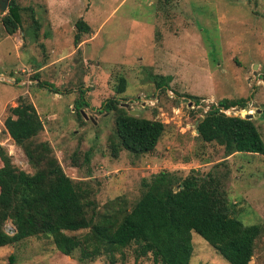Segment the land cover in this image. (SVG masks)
<instances>
[{
  "label": "rangeland",
  "instance_id": "374dc122",
  "mask_svg": "<svg viewBox=\"0 0 264 264\" xmlns=\"http://www.w3.org/2000/svg\"><path fill=\"white\" fill-rule=\"evenodd\" d=\"M15 2L22 8L20 29L7 36L0 24V147L12 165L33 173L2 128L6 109L22 97L42 123L37 140L49 144L69 179L85 183L88 213H107L117 200L129 209L141 181L160 171L179 178L210 176L232 216L244 226L260 227L248 264H264V156H225L222 147L200 141L195 133L210 105L248 99L252 106L237 112L232 107L226 116L238 113L242 118L247 110L264 144V0ZM5 12L0 10V18ZM31 12L39 24L35 35ZM79 18L90 33L74 45L73 23ZM146 73L168 76L169 90L158 93ZM116 75L126 82L118 96L113 91ZM80 90L82 119L73 110ZM187 96L197 98L198 105H188ZM113 97L139 117L165 125L150 153L133 156L121 150L110 156L107 137L113 117L101 104ZM84 153L87 164L81 163ZM4 232L12 234L8 222ZM190 235L189 264H227L199 236ZM0 264L78 263L60 254L49 238L37 236L0 247ZM85 264L153 263L149 257L134 259L129 246L123 255L113 256V263L101 256Z\"/></svg>",
  "mask_w": 264,
  "mask_h": 264
},
{
  "label": "trees",
  "instance_id": "16d2710c",
  "mask_svg": "<svg viewBox=\"0 0 264 264\" xmlns=\"http://www.w3.org/2000/svg\"><path fill=\"white\" fill-rule=\"evenodd\" d=\"M157 1L168 4L172 0ZM21 10L15 0L8 1L0 18L7 35L20 29ZM28 18L35 35L39 24L32 12ZM73 30L74 45L90 33L89 26L80 18L73 23ZM145 76L158 93L169 90L168 76ZM125 88L124 77L116 75L114 94L121 95ZM82 96L80 90L73 105L79 119L83 117L79 110L85 105ZM185 98L198 105L197 98ZM247 102L248 99L221 100L210 105L196 125V137L222 147L225 156H264V144L253 121L219 111L230 107L243 109ZM101 107L113 117L112 131L107 137L111 157H117L121 150L133 156L154 150L164 124L129 115L116 97L105 100ZM2 128L20 148L33 173L14 167L0 147V247L44 236L60 254L73 257L78 264L93 262L101 256L113 263V256L123 255V249L129 246L134 259L149 257L153 264H189L193 232L227 264L249 263L260 227L244 226L232 216L219 185L210 176L205 179L191 173L179 178L160 171L141 181L140 194L129 209L117 200L109 212L96 215L93 211L88 213L91 202L86 201L89 191L85 183L69 179L49 144L37 140L42 123L30 103L19 97L14 107L6 109ZM88 160L89 155L84 153L81 163L87 164ZM70 162L78 166L76 152L70 155ZM6 222L11 225L12 234L4 232Z\"/></svg>",
  "mask_w": 264,
  "mask_h": 264
},
{
  "label": "water",
  "instance_id": "95a60500",
  "mask_svg": "<svg viewBox=\"0 0 264 264\" xmlns=\"http://www.w3.org/2000/svg\"><path fill=\"white\" fill-rule=\"evenodd\" d=\"M8 1L9 0H0V10L1 11H6L7 10ZM188 105H191V102H188ZM120 107L121 108H124L129 115H131V116H138V112L137 111H132L130 109V107L128 106L127 103H121L120 104ZM234 111H238V109L236 107H234ZM251 118H252V115L251 114H245V115H243V119H245V120H250ZM200 120H201V118L199 119V121ZM195 133H197V130L195 131ZM11 233H13V230H12Z\"/></svg>",
  "mask_w": 264,
  "mask_h": 264
},
{
  "label": "built area",
  "instance_id": "2783aa9c",
  "mask_svg": "<svg viewBox=\"0 0 264 264\" xmlns=\"http://www.w3.org/2000/svg\"><path fill=\"white\" fill-rule=\"evenodd\" d=\"M248 105L252 106V103L247 102L246 105H245V107L248 106ZM231 108H232V107H230V108H228V109H231ZM228 109H225V110H219V111H220L221 113H223L224 115H229V113H227V112H228ZM233 110H234V109H233ZM246 111H247V110H245L243 114H247ZM232 113H233V112H232ZM230 116H239V114L236 113V114H232V115H230Z\"/></svg>",
  "mask_w": 264,
  "mask_h": 264
},
{
  "label": "crops",
  "instance_id": "0c3cea01",
  "mask_svg": "<svg viewBox=\"0 0 264 264\" xmlns=\"http://www.w3.org/2000/svg\"><path fill=\"white\" fill-rule=\"evenodd\" d=\"M7 35V34H6ZM7 36H10V35H7ZM1 76V75H0Z\"/></svg>",
  "mask_w": 264,
  "mask_h": 264
}]
</instances>
